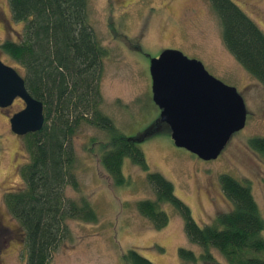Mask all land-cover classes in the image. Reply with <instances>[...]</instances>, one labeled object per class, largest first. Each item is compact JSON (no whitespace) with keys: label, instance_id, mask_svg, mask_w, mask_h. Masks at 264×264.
<instances>
[{"label":"rangeland","instance_id":"rangeland-1","mask_svg":"<svg viewBox=\"0 0 264 264\" xmlns=\"http://www.w3.org/2000/svg\"><path fill=\"white\" fill-rule=\"evenodd\" d=\"M234 1L264 32V0ZM87 11L89 23L106 51L100 80L101 110L129 137L157 124L155 132H159L142 143L149 171H159L173 182L176 194L202 226L213 222L217 213L233 208L220 183L223 173L251 186L264 217V154L251 145L253 138L264 137V85L226 46L211 1L87 0ZM13 19L11 33L0 32V54L5 63L24 76L23 68L1 51L6 39H16L24 29L23 21ZM167 47L201 60L211 74L237 87L245 98L246 125L233 133L217 158L203 160L176 146L169 125L164 127L159 121L160 109L152 99L148 57ZM24 106V101L17 98L8 109L0 110V211L9 225L17 222L5 205V195L23 183L20 169L28 161L24 146L27 134L13 132L10 117ZM107 138L106 131L93 125H82L73 136L72 165L78 188L68 186L65 195L89 198L99 218L95 223L70 220L72 239L61 245L51 264H127L123 255L132 248L156 264H206L181 259V247L198 255L202 248L188 240L183 217L171 204L165 206L169 223L161 229L137 210L136 202L153 193L146 170L128 157L124 160L128 183L114 184L99 157ZM21 236L12 235V249L7 252L6 247L0 257L4 264L24 263L26 246L18 238ZM213 253L217 258L213 264H229L217 249Z\"/></svg>","mask_w":264,"mask_h":264},{"label":"trees","instance_id":"trees-1","mask_svg":"<svg viewBox=\"0 0 264 264\" xmlns=\"http://www.w3.org/2000/svg\"><path fill=\"white\" fill-rule=\"evenodd\" d=\"M210 1L226 46L264 85L263 30L234 0ZM9 4L13 18L25 21V26L16 39L1 45V51L25 71L27 88L43 101L46 119L41 131L24 136L28 161L20 169L23 183L5 195V205L26 246L23 264H51L61 245L72 239L70 220L98 222L89 198L65 195L68 186L78 188L72 165L73 136L82 125L106 131L108 138L99 157L115 185L128 183L124 175L128 157L148 172L152 196L136 205L155 228L169 223L166 204L181 214L188 240L202 248L198 255L181 247L183 261L213 264L217 261L213 249H217L229 264H264V217L250 185L229 173L221 174L220 183L233 208L200 225L176 194L173 182L159 171H149L142 143L159 132H155L157 124L129 137L101 110L106 51L89 23L87 0H9ZM251 145L264 154V137L253 138ZM123 259L127 264H156L135 248L124 253Z\"/></svg>","mask_w":264,"mask_h":264},{"label":"water","instance_id":"water-1","mask_svg":"<svg viewBox=\"0 0 264 264\" xmlns=\"http://www.w3.org/2000/svg\"><path fill=\"white\" fill-rule=\"evenodd\" d=\"M150 74L159 121L169 125L176 146L211 160L246 125L248 108L242 93L211 74L201 60L167 48L151 59ZM18 97L25 106L10 118L13 132L41 131L46 121L43 101L30 93L25 77L0 54V107L13 105Z\"/></svg>","mask_w":264,"mask_h":264},{"label":"flooded vegetation","instance_id":"flooded-vegetation-1","mask_svg":"<svg viewBox=\"0 0 264 264\" xmlns=\"http://www.w3.org/2000/svg\"><path fill=\"white\" fill-rule=\"evenodd\" d=\"M13 15H12V10L11 7L9 5V0H0V26H2V30L0 31L1 33L4 34H9L11 33L12 30V25H13ZM20 21V20H19ZM21 22V21H20ZM23 23H25V21H23ZM25 26V25H24ZM24 30V29H23ZM23 32V31H22ZM21 32V33H22ZM19 33V34H21ZM19 36V35H18ZM7 40V39H6ZM5 40V41H6ZM4 41V42H5ZM3 42V43H4ZM2 43V44H3ZM167 48H171V47H167ZM164 48V49H167ZM161 49L160 51H158L156 54L153 55H149L148 57V69L150 71V61L152 58L158 57L160 55V53L164 50ZM177 49V48H174ZM180 50V49H179ZM145 52V51H144ZM187 55V54H186ZM192 58V57H190ZM151 75V74H150ZM151 85H152V78H151ZM152 87V86H151ZM243 95V94H242ZM245 99V98H244ZM10 107V106H9ZM7 108H2L0 107L1 111H4ZM159 108V107H158ZM160 109V108H159ZM161 111V110H159ZM160 115V113H159ZM11 118V117H10ZM159 118V117H158ZM158 121V120H157ZM156 124V123H155ZM162 124H164V127H168V124L165 122H162ZM149 128V127H148ZM2 212L0 211V257L2 255V252L5 250L8 252L10 249H12V244H13V238L12 235L15 234L17 236V234H21L22 232L18 231L17 227L15 225H9L3 218H2ZM20 232V233H19ZM12 233V234H11ZM7 234L8 236L6 237V239L3 241L1 238ZM22 237V236H21ZM20 239V237H18ZM0 264H4L2 261H0Z\"/></svg>","mask_w":264,"mask_h":264}]
</instances>
